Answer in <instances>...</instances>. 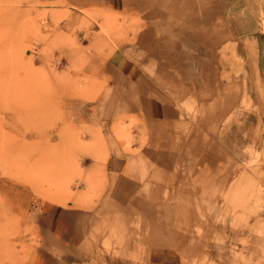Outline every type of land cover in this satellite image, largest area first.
Masks as SVG:
<instances>
[{"label": "rangeland", "instance_id": "rangeland-1", "mask_svg": "<svg viewBox=\"0 0 264 264\" xmlns=\"http://www.w3.org/2000/svg\"><path fill=\"white\" fill-rule=\"evenodd\" d=\"M76 2L81 1L0 0V264H59L47 256L43 240L56 210L97 209L105 142L132 151L133 130L146 135L141 121L126 115L115 119L110 132L87 124L91 110L83 102L96 98L103 85L84 73L86 54L121 44L117 37L134 43L146 15L122 12L107 24L106 13ZM236 2L234 13L249 34L257 31V20L264 33V0ZM70 9L84 15L79 26L67 23ZM260 38L261 53H254L253 40H245V61L228 43L222 113L208 117L183 82L173 88L184 110L181 135L193 138L201 151L186 155L196 162L187 180L193 185L178 186L182 264H216V252L229 264H253L249 239L264 245V72L260 90H251L247 75L241 76L243 64L252 66L257 54L264 70ZM139 143L146 145V136ZM164 158L159 156V164ZM108 207L116 216L103 218L98 238L81 250L82 264H118L143 252L138 211ZM188 246H195L193 259Z\"/></svg>", "mask_w": 264, "mask_h": 264}, {"label": "crops", "instance_id": "crops-1", "mask_svg": "<svg viewBox=\"0 0 264 264\" xmlns=\"http://www.w3.org/2000/svg\"><path fill=\"white\" fill-rule=\"evenodd\" d=\"M80 1L76 3L106 13L107 24L115 23V16L122 12L136 11L142 17L146 15L140 18V27L133 33L134 43L125 44L126 40L117 37L123 44L103 46L86 54L84 73H93L103 85L96 98L83 99L91 110L85 118L87 124L95 126L97 123L110 132L115 119L126 115L138 118L146 135L137 128L133 130L132 151H127L124 145L109 148L105 142L104 189L96 200L101 205L97 209H57L50 231L43 239L45 253L59 264L84 263L82 256L86 255L81 250L90 239L98 238L110 205L137 210L144 219L143 252L138 259L131 257L118 264H182L178 228L182 217L181 190L178 186H189L188 173L196 164L186 155L201 151H197L193 138L181 135L184 110L173 88L183 82L194 100L210 112L208 117L212 113H222L226 104L222 77L227 72L223 63L228 43H234L232 53L245 61V53H249L245 40H253L256 43L254 53H261L260 37L264 33L260 34L257 20V31L249 34L248 25L243 19L238 20L234 13L238 6L236 0ZM92 3L97 7L89 6ZM70 11L67 23L79 26L84 15L73 9ZM263 72L259 54L252 66L243 64L241 67L242 80L247 75L246 83L251 90L261 89ZM236 78L238 85L240 78ZM145 136L146 145H141L139 142ZM141 148L144 150L136 151ZM170 154L172 161H169ZM181 154L184 162L179 161ZM159 156H165L161 164ZM190 212L189 216H194L193 211ZM109 215L116 216L111 211ZM249 240L251 245L247 249L251 261L264 263V245L255 237ZM188 247V255L193 259L195 246ZM215 257L216 264H229L224 255L217 258L216 252Z\"/></svg>", "mask_w": 264, "mask_h": 264}]
</instances>
